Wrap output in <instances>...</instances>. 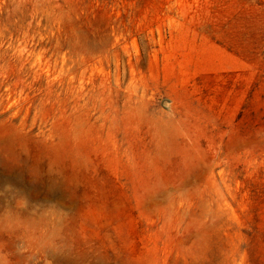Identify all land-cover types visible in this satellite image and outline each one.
<instances>
[{"label": "rangeland", "instance_id": "374dc122", "mask_svg": "<svg viewBox=\"0 0 264 264\" xmlns=\"http://www.w3.org/2000/svg\"><path fill=\"white\" fill-rule=\"evenodd\" d=\"M0 264H264V0H0Z\"/></svg>", "mask_w": 264, "mask_h": 264}]
</instances>
